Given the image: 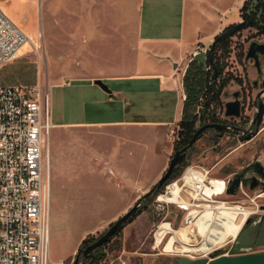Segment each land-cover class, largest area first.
<instances>
[{
    "label": "rangeland",
    "instance_id": "obj_1",
    "mask_svg": "<svg viewBox=\"0 0 264 264\" xmlns=\"http://www.w3.org/2000/svg\"><path fill=\"white\" fill-rule=\"evenodd\" d=\"M43 1L0 0L4 12L8 16L11 12L16 14L20 22H14L35 42L34 48L27 45L19 52L18 59L0 68V86H39L44 94L50 95L55 125L51 130L47 154L51 185L50 251L53 261L63 260L73 264L83 240L101 237L111 224L136 205L159 181L151 183L156 172H159L160 178L165 174L177 148L180 149L178 136L181 122L168 126L166 136L165 128H154L150 124L171 122L175 118V101L160 92L157 82L107 80L104 84L111 93L94 83L109 73V57L116 53L121 56L124 71L127 69L130 72L137 66L136 51L140 49L134 31L123 27L120 36V28H114L111 37L107 33L105 40H102L101 47H96L95 40H91L89 45L82 37H68L62 30L64 25L50 22L48 13H43ZM249 1L202 2L222 22L223 32L243 21L247 13L243 8ZM162 2L145 0L143 3L142 16L146 31L158 37L179 34L180 1L170 13L164 15L159 13L164 6ZM188 28L192 29L190 22ZM257 35L261 36L255 28H246L230 41L231 53L225 60L223 74L230 81L225 90L228 96L222 99L224 102L230 100V92L236 90L235 81L243 76V70L247 72L240 58L244 56L241 50L244 48L243 54H246L251 39ZM258 39L264 40V36ZM89 50L97 52L93 54ZM195 60L205 65L208 56L201 54ZM203 70L205 72L208 68L203 67ZM204 72L201 71L200 75ZM250 72L249 79L254 77L253 71ZM113 90L120 92L115 95ZM202 97L201 93L199 102L187 107L183 118L187 116L192 119L199 114L204 102L201 101ZM117 121L132 124L117 128L56 125ZM172 131L175 133L173 136ZM218 137L215 132H210L197 141L178 169L179 172L184 168L181 176L192 166H203L213 170V177L226 178L253 161L259 160L264 165V130L251 142L232 139L227 135L223 139ZM107 162L115 168L116 174L109 172ZM120 183L124 188L138 186L136 191L122 193ZM247 192V197L227 194L219 200L260 212L264 206V190L259 188ZM161 193L141 203L140 214L103 250L105 255L101 264H176L181 256L202 258L197 254H193L194 258L190 254L182 255L178 249L170 253L167 251L169 239L160 248H155L154 234L163 223L170 224L176 230H189L191 245H202L204 242V238L197 236V228L185 222L187 214L183 210L175 205L168 208L158 206L156 201ZM223 244L217 251L221 255H230V236Z\"/></svg>",
    "mask_w": 264,
    "mask_h": 264
},
{
    "label": "built area",
    "instance_id": "obj_2",
    "mask_svg": "<svg viewBox=\"0 0 264 264\" xmlns=\"http://www.w3.org/2000/svg\"><path fill=\"white\" fill-rule=\"evenodd\" d=\"M250 1V11H254L257 3L264 0ZM28 42V35L0 4V67L18 59ZM209 51L210 46L199 44L190 62L201 54L208 56ZM54 127L50 95L39 86H0V264H67L63 260L53 261L50 251L51 185L47 154ZM212 172L203 166L188 168L165 185L156 202L161 208L175 205L183 210L187 214L185 222L197 228V236L204 238V242L211 233L217 239L215 252L224 246L227 237L230 236V244L236 238L230 233L220 239V230L226 228L217 216L205 220L203 232L207 235L196 225L206 205L227 203L219 198L227 195L232 175L217 178ZM247 190L250 189L241 185L237 194L247 197Z\"/></svg>",
    "mask_w": 264,
    "mask_h": 264
},
{
    "label": "crops",
    "instance_id": "obj_3",
    "mask_svg": "<svg viewBox=\"0 0 264 264\" xmlns=\"http://www.w3.org/2000/svg\"><path fill=\"white\" fill-rule=\"evenodd\" d=\"M162 1L164 6H162L161 10L163 11L161 12L160 10L159 13L163 15L170 13L173 10L172 7L180 1L181 26L179 34L158 37L152 35L153 33L149 30L146 31L142 16V7L145 0H44L42 8L43 13L46 11L51 17L50 22L64 25L62 30L68 34V37L74 39L82 37L89 45L91 40H95L96 47L102 46V40H105L107 33L111 37L114 28H120V36H122L123 27L135 32V36H132L135 37L137 47L140 49L136 51L137 66L132 68L130 72H127V69L124 71L121 66V56L116 53L114 56L109 57L110 64L107 70L109 73L102 76L100 80L105 82L107 80L133 79L157 82L160 86V92L165 97H170L175 101L176 112L174 121L150 123L154 128H165L166 136L167 127L180 123L183 119L187 98L184 88V77L189 67L192 53L199 44L206 46L213 44L216 37L222 32V22L204 7L203 0H197L198 2L195 0ZM44 4H46V9ZM8 17L13 21L20 22L16 14L12 12L9 13ZM188 22L192 25L191 30L188 28ZM117 26L119 27L117 28ZM95 52L97 51L89 50V53L95 54ZM162 59H166V61H162ZM119 92L118 90H113L115 95H118ZM129 124L132 123L117 121L56 125L117 128L128 127ZM107 164L108 162L106 167L109 172L111 171L113 175L116 174L115 168ZM159 178V172H156L155 179L151 183H156ZM120 184L122 193L136 191L138 186L124 188L122 183ZM80 245L81 243L78 248Z\"/></svg>",
    "mask_w": 264,
    "mask_h": 264
},
{
    "label": "water",
    "instance_id": "obj_4",
    "mask_svg": "<svg viewBox=\"0 0 264 264\" xmlns=\"http://www.w3.org/2000/svg\"><path fill=\"white\" fill-rule=\"evenodd\" d=\"M245 27L256 28L260 31H264V24H261L255 20L244 21L227 28L219 36L216 37L215 41L210 46L208 63L210 65V68L214 71V80H216L219 75V69L215 62L217 45L222 41L232 38L236 33L240 32ZM257 51H259L260 54H264V44L253 43L250 47V53L248 57H253V53ZM94 83L102 87L106 92L111 93L108 86H106L102 80L97 79L94 81ZM225 109L226 117L239 118L241 115L239 102H228L225 104ZM263 114V109H261V112L257 116L258 126H260L262 122ZM209 128H213L222 134L228 130V126L221 124H207L199 128L188 146L182 149L177 148L167 171L159 179V181L140 199V201L136 205L128 210L116 222L111 224L108 230L101 237H99L86 249L79 251L73 264H80V260L82 257L84 259L91 260L88 264H93V260L95 259L94 252L97 249L104 247L112 239V237L115 236V234L123 229L125 224L130 219L134 218L137 214L140 213L142 209L141 203L143 201L154 196L164 188V186L173 178L175 172L183 164L188 152L197 143L201 134ZM256 134L257 132L252 133L242 141L249 140ZM248 174L252 176L247 177ZM241 184L244 187H249L251 190H254L259 186L264 187V165L262 164V162L256 161L255 163L236 173L228 185L227 194L230 196H235L238 193ZM251 237L252 236L250 234H241L240 232L234 242L238 245V247L232 255H221L217 251L215 253H212L209 258L202 257L191 259L187 256H181L177 259L176 264H264V251L254 252L252 250Z\"/></svg>",
    "mask_w": 264,
    "mask_h": 264
},
{
    "label": "flooded vegetation",
    "instance_id": "obj_5",
    "mask_svg": "<svg viewBox=\"0 0 264 264\" xmlns=\"http://www.w3.org/2000/svg\"><path fill=\"white\" fill-rule=\"evenodd\" d=\"M244 21H249V20L243 19L242 22ZM255 21H258V20H255ZM258 22L261 23L260 21ZM246 28H249V27H245L243 30H245ZM256 30L261 36H264V33H263L264 31H260L258 29ZM261 36L257 35L256 38L251 39L252 41L248 46L246 54H243L244 48H242L241 50L242 55L244 56L240 58H241V61L243 62L244 68L247 69L246 70L247 72L243 70V76H240L238 80L235 81L236 90L232 93L230 92V100H228L227 102H224L222 100L223 98H226L228 96L225 93V90L227 87L226 86L224 90L222 91V95H221V100L223 103V106L221 108H218L217 110H215L213 106L208 108L209 106L208 103L200 107L201 110L199 112V116H200L199 128L207 124H221V125L228 126V130L222 134L213 128H209L204 133L201 134L199 140H202L208 133L215 132L216 135L219 136L218 137L219 139H223L227 135L231 137L232 139H238L239 141H242L250 134L257 132V134L251 139L243 141V142H251L255 140L259 136V134L264 130V128L262 127V125L264 124V114H263L262 122L260 126H258V120H257V116L261 112V109H263V112H264V54H260L259 51H257L253 53V57H250V58L248 57L250 53V47L253 43L264 44V40L258 39ZM232 38H230V41ZM230 53H231V48H230ZM250 70L253 71V74H254V77L251 79H249L250 77L249 74L251 73ZM223 74H224V71H223ZM223 74H222L221 79H226L225 77H223ZM205 93L206 92L203 93L204 100H205ZM228 102L230 103L239 102L240 112H241V115L239 118L225 116V111H226L225 104ZM218 111L219 113H217ZM223 112H224V115H222ZM256 161H259V160H256ZM256 161L249 163L244 168L250 166ZM238 172L239 171L230 173V175H232V178H233L234 175ZM230 175H228L229 178H230ZM249 176H252V175L248 174L247 177ZM245 188L250 189L249 187H245ZM259 188L264 190V187L262 186H259L256 189H259ZM241 234H250L252 236L251 237V244H252L251 248L254 252H258L264 248V206L262 207L260 212L256 211L252 216L249 217V219L246 221L245 225L242 228ZM237 247L238 245L236 243L230 244V249H229L230 255L234 253ZM94 260H93V264H94ZM87 261L90 262L91 260H87Z\"/></svg>",
    "mask_w": 264,
    "mask_h": 264
},
{
    "label": "trees",
    "instance_id": "obj_6",
    "mask_svg": "<svg viewBox=\"0 0 264 264\" xmlns=\"http://www.w3.org/2000/svg\"><path fill=\"white\" fill-rule=\"evenodd\" d=\"M251 5H252L251 1L245 3V6L243 9H246L247 13L245 14L244 19L245 20H258L262 24H264V1H259L254 11H250ZM229 53H230V39L222 41L217 45V54L215 56V62L219 69V76L216 80L213 79L214 71L210 68V65L208 62L205 65L198 64L196 60L190 63L187 69V72L185 74V77H184V87L187 92V98H186L185 106H184V113L187 107L189 108L190 105L192 106L199 102L198 100L200 98V94L201 93L203 94L204 92H206L205 100L201 104V106H204L206 103H208L209 104L208 108L213 106L215 110L223 106L221 95H222V91L224 90V88L228 85L229 79H221V78H222V74L225 68V65H224L225 60L228 58ZM203 67L208 68V70L204 72ZM194 68H196V72H194ZM201 71H203L204 73L200 75ZM199 122H200L199 114L194 116L192 119H190L189 117L187 118V116L182 119L181 123L179 124L180 130H179V136H178V145L180 146L179 147L180 149L189 145V143L191 142L195 133L198 130L197 125ZM183 170L184 168H182V170L179 172L177 170L175 172V175L170 181L179 178ZM163 190L164 188L160 192H162ZM155 195H157V193ZM148 200L149 198L145 200V202ZM139 214H137V216ZM133 220L134 218L130 219L125 224L123 229L128 224L132 223ZM123 229L120 230L117 234H115V236H113L112 239L104 247L99 248L94 252V255H95L94 264H100V262L103 259V256L105 255L103 253V250L115 237H117L118 235L122 233ZM96 240L97 239L95 238H90V237L86 238L81 243L79 251L86 249L89 245L94 243ZM81 263L88 264L89 261L83 259V260H80V264Z\"/></svg>",
    "mask_w": 264,
    "mask_h": 264
},
{
    "label": "bare ground",
    "instance_id": "obj_7",
    "mask_svg": "<svg viewBox=\"0 0 264 264\" xmlns=\"http://www.w3.org/2000/svg\"><path fill=\"white\" fill-rule=\"evenodd\" d=\"M29 45L31 48H34L35 42L33 39H29V42L25 44L24 47ZM23 47V48H24ZM36 48V47H35ZM209 193H211L209 191ZM205 210L202 212L201 217L196 221L200 232L202 233L205 230L206 224L205 220L212 219V217L217 216L222 222V226H225V230H220L222 237L221 240H224L226 236L230 233L237 238L241 232L245 222L252 216L255 212L248 210L246 207L237 206L234 204H220L217 206H208L206 205ZM207 235L206 232H203ZM208 237L202 245H191V238L189 237V230L186 228H181L176 230L168 223H163L159 226L157 231L154 234L155 238V248H160L162 244L168 240L167 251H174L178 249L181 254H190L194 258L193 254L209 258L213 253L216 245L217 239H214L211 236V233H208ZM178 244V246H177ZM178 252V251H177ZM179 252V253H180ZM52 253V252H51Z\"/></svg>",
    "mask_w": 264,
    "mask_h": 264
}]
</instances>
